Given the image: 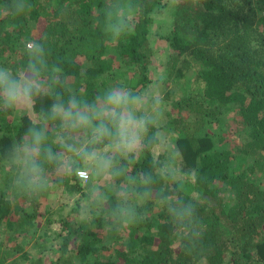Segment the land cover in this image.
I'll return each mask as SVG.
<instances>
[{
	"label": "trees",
	"instance_id": "16d2710c",
	"mask_svg": "<svg viewBox=\"0 0 264 264\" xmlns=\"http://www.w3.org/2000/svg\"><path fill=\"white\" fill-rule=\"evenodd\" d=\"M0 71L37 85L0 86V264H264V0H0ZM115 89L144 123L118 158Z\"/></svg>",
	"mask_w": 264,
	"mask_h": 264
},
{
	"label": "clouds",
	"instance_id": "9594fccd",
	"mask_svg": "<svg viewBox=\"0 0 264 264\" xmlns=\"http://www.w3.org/2000/svg\"><path fill=\"white\" fill-rule=\"evenodd\" d=\"M0 86L3 87L6 104L10 108L17 104L26 105L27 101L31 98L32 89L37 87L34 80L17 82L9 80L4 74H0ZM137 102V99L129 98L126 92L115 89L107 93L106 105L102 110L103 113L110 117V121L114 123L117 129L119 136V144L117 146L126 151L135 149L139 141V134L144 130L143 121L138 122L131 110ZM53 108L54 110L59 109L61 112H64L66 117L74 119L76 123L82 126H89L91 124L90 117L84 112L77 111L73 114L70 111L63 110L58 104L53 105ZM95 132L98 137L111 135V130L103 122L96 125ZM41 139L39 133L33 134V142L28 149L30 153L36 154L39 152ZM47 153L49 159H53L51 149H48ZM85 155L87 156L88 154ZM90 158L95 157L92 156ZM32 171L33 173L40 171L39 165L35 161L32 162ZM35 179L36 177L34 176Z\"/></svg>",
	"mask_w": 264,
	"mask_h": 264
},
{
	"label": "rangeland",
	"instance_id": "374dc122",
	"mask_svg": "<svg viewBox=\"0 0 264 264\" xmlns=\"http://www.w3.org/2000/svg\"><path fill=\"white\" fill-rule=\"evenodd\" d=\"M169 16V14H168ZM166 15V17H168ZM160 23V21H159ZM158 29V24H156L155 26V30L153 32V36L150 37V45L152 46V48H156L158 50H160L161 52H170V49L167 48L166 42L160 38V36L158 35V32H156V30ZM155 67L157 69H154L155 71H159V67L160 64L155 65ZM0 74H4L9 80H15L8 72H1ZM16 81V80H15ZM31 104L32 101L29 99L27 101L26 105H21V104H17L15 105L16 110H20V111H25V110H30L31 109ZM150 106L152 107H157L156 106V101L151 103H148ZM139 107L137 106L136 109H138ZM151 118L153 119V114H151ZM230 139L231 136H230ZM86 145V143H85ZM117 147V146H115ZM115 147L112 149L111 155L112 156H116L117 158L120 157L122 155V151H125L126 153H128V151L118 147L117 149H115ZM139 147H135L134 151H138ZM80 152V151H79ZM130 152V151H129ZM100 171V170H99ZM98 171V172H99ZM111 176V170H110V163L109 162H105L104 166H103V172L99 177V185H103L106 183V180L109 179V177ZM108 182V181H107ZM49 201H50V205L52 208L54 207V210L57 212H62L64 214H67V212L70 210L71 207H69L67 204L68 203H73V199L70 198H63V195L61 194V192L59 191L58 193H50L49 194ZM33 254L35 255V258L40 257L41 254H39L36 250L33 252Z\"/></svg>",
	"mask_w": 264,
	"mask_h": 264
},
{
	"label": "built area",
	"instance_id": "2783aa9c",
	"mask_svg": "<svg viewBox=\"0 0 264 264\" xmlns=\"http://www.w3.org/2000/svg\"><path fill=\"white\" fill-rule=\"evenodd\" d=\"M77 174L78 177L84 181H87L89 178L88 173L86 171H79Z\"/></svg>",
	"mask_w": 264,
	"mask_h": 264
}]
</instances>
